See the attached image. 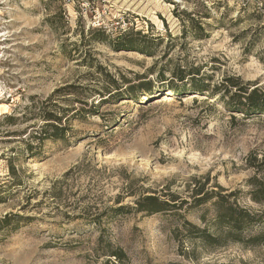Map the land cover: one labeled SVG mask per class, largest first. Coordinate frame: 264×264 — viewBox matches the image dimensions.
<instances>
[{
	"label": "rangeland",
	"instance_id": "1",
	"mask_svg": "<svg viewBox=\"0 0 264 264\" xmlns=\"http://www.w3.org/2000/svg\"><path fill=\"white\" fill-rule=\"evenodd\" d=\"M234 82L264 91V0H0V264L264 262V245L175 232H213L209 203L110 213L147 194L190 203L193 177L263 210L246 179L264 111L230 105Z\"/></svg>",
	"mask_w": 264,
	"mask_h": 264
},
{
	"label": "trees",
	"instance_id": "2",
	"mask_svg": "<svg viewBox=\"0 0 264 264\" xmlns=\"http://www.w3.org/2000/svg\"><path fill=\"white\" fill-rule=\"evenodd\" d=\"M189 21L192 25L194 24V20L190 16ZM195 24L196 25L193 27L199 29L196 22ZM128 35H131V33H128ZM121 37L122 36L117 37V39L114 40L113 47L115 49H129L137 46L134 39L124 40ZM142 37L145 36L143 35ZM137 49L146 51L147 45L144 44ZM191 85L193 87L198 86L193 80ZM232 85L238 87L239 91L231 97L235 102L233 103L232 101L230 105L233 107H244L248 105L257 111H264V91L259 92L253 90L246 95L244 89L239 86L237 82L232 83ZM147 88L149 89V87ZM242 96L246 101H242ZM47 117H50L49 119L53 118L52 116ZM60 134L62 136L64 133L61 132ZM248 164L254 169L255 175L246 179V185L249 187L247 195L249 200L259 204L263 210L255 211L237 204L240 190L223 193L224 190L220 186L218 190L206 189V185L209 183L208 178H206L204 182H198L196 181V177H193L194 186L190 192V198L192 200L190 203L185 199L180 200L179 197L174 194H169V199H161L154 194H147L137 197L134 202L135 206L129 208L118 206L116 208H111L110 213L113 215H121L130 211V209L146 214L175 210L173 211L174 215L179 219H183V215L178 212V209L186 207L185 209L188 210L209 203L213 210V217L210 220H206L205 212L200 217L204 222L207 221V226L214 229L213 232L209 231L207 227L202 228L186 220H183L181 229L176 228L177 230L175 232L190 240H198L206 246H225L229 243H239L250 247L264 245V158L257 159L255 156L250 155L248 157ZM2 221L5 222H0V227H4L9 223L8 219H3ZM106 244L112 256L118 259L124 256L121 248H113L110 242ZM256 264H264V262Z\"/></svg>",
	"mask_w": 264,
	"mask_h": 264
},
{
	"label": "bare ground",
	"instance_id": "3",
	"mask_svg": "<svg viewBox=\"0 0 264 264\" xmlns=\"http://www.w3.org/2000/svg\"><path fill=\"white\" fill-rule=\"evenodd\" d=\"M199 98H202V96H200Z\"/></svg>",
	"mask_w": 264,
	"mask_h": 264
}]
</instances>
